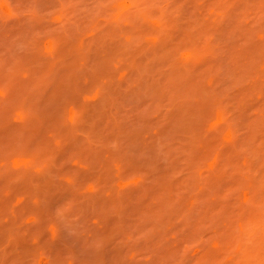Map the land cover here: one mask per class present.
Instances as JSON below:
<instances>
[{"label":"rangeland","instance_id":"1","mask_svg":"<svg viewBox=\"0 0 264 264\" xmlns=\"http://www.w3.org/2000/svg\"><path fill=\"white\" fill-rule=\"evenodd\" d=\"M0 264H264V0H0Z\"/></svg>","mask_w":264,"mask_h":264}]
</instances>
